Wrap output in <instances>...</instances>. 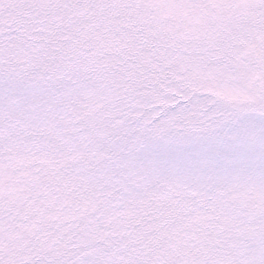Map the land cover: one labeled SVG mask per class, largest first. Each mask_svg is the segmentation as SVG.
<instances>
[{
	"label": "snow or ice",
	"instance_id": "1",
	"mask_svg": "<svg viewBox=\"0 0 264 264\" xmlns=\"http://www.w3.org/2000/svg\"><path fill=\"white\" fill-rule=\"evenodd\" d=\"M0 264H264V0H0Z\"/></svg>",
	"mask_w": 264,
	"mask_h": 264
}]
</instances>
